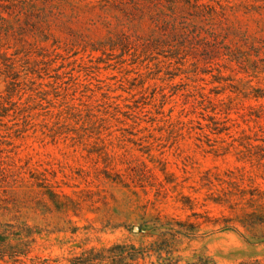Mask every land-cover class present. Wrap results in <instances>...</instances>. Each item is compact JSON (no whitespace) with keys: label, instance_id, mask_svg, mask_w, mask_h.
<instances>
[{"label":"rangeland","instance_id":"obj_1","mask_svg":"<svg viewBox=\"0 0 264 264\" xmlns=\"http://www.w3.org/2000/svg\"><path fill=\"white\" fill-rule=\"evenodd\" d=\"M0 223L18 264H264V0H0Z\"/></svg>","mask_w":264,"mask_h":264},{"label":"trees","instance_id":"obj_2","mask_svg":"<svg viewBox=\"0 0 264 264\" xmlns=\"http://www.w3.org/2000/svg\"><path fill=\"white\" fill-rule=\"evenodd\" d=\"M30 230L13 225H2L0 223V264L21 263V257L26 256L18 251H13L11 241H23L32 237ZM9 246V247H8ZM7 248H10V250ZM12 248V249H11Z\"/></svg>","mask_w":264,"mask_h":264}]
</instances>
